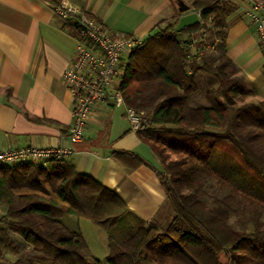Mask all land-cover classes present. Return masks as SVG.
<instances>
[{
	"label": "trees",
	"instance_id": "trees-1",
	"mask_svg": "<svg viewBox=\"0 0 264 264\" xmlns=\"http://www.w3.org/2000/svg\"><path fill=\"white\" fill-rule=\"evenodd\" d=\"M190 5L198 22L176 30L174 5L175 21L120 63L118 89L141 113L140 136L162 163L166 201L158 220L148 224L112 189L72 165H0V264H264V100L238 96L233 84L239 69L224 51L233 1ZM208 23L220 39L218 62L191 63L188 45ZM200 76L219 86L193 105ZM114 157L128 163V171L143 163L134 153ZM63 216L100 226L107 256H94Z\"/></svg>",
	"mask_w": 264,
	"mask_h": 264
},
{
	"label": "crops",
	"instance_id": "crops-1",
	"mask_svg": "<svg viewBox=\"0 0 264 264\" xmlns=\"http://www.w3.org/2000/svg\"><path fill=\"white\" fill-rule=\"evenodd\" d=\"M232 1L235 9L227 18L224 51L239 69L233 84L239 89L238 96L243 92L249 101H262L264 52L247 12L253 2L263 0ZM63 2L94 18L112 34L140 40L176 17L172 0H0V152L25 146L67 148L68 155L43 165L74 166L78 173L112 189L133 214L154 224L166 201L158 176L162 163L139 130L133 129L124 105H116L110 98L100 102L87 122L84 139L77 143L68 139L72 99L63 75L80 41L56 11ZM183 3L190 4L178 0L177 5ZM187 38L183 36V40ZM193 38L188 45L189 61L217 63L220 39L213 24L208 23L203 35ZM119 85L120 79L114 78L109 95ZM218 86L214 79L211 88ZM221 98L225 100L224 91ZM114 152L134 153L143 163L128 171L129 164L117 161ZM4 214L0 205V218Z\"/></svg>",
	"mask_w": 264,
	"mask_h": 264
},
{
	"label": "built area",
	"instance_id": "built-area-1",
	"mask_svg": "<svg viewBox=\"0 0 264 264\" xmlns=\"http://www.w3.org/2000/svg\"><path fill=\"white\" fill-rule=\"evenodd\" d=\"M56 11L64 18L67 29L76 33L80 44L66 69L63 79L72 99V124L68 139L72 143L81 142L85 136L87 122L93 109L100 102L109 100L116 105H124L133 129L141 124V113L127 106L119 89L109 95V87L121 74L120 62L123 54L131 53L140 43L125 34H112L89 15L63 2ZM255 27L256 36L264 52V4L253 2L247 12ZM71 151L67 148H40L25 146L8 148L0 152V165L29 162L43 164L52 158L60 159Z\"/></svg>",
	"mask_w": 264,
	"mask_h": 264
},
{
	"label": "rangeland",
	"instance_id": "rangeland-1",
	"mask_svg": "<svg viewBox=\"0 0 264 264\" xmlns=\"http://www.w3.org/2000/svg\"><path fill=\"white\" fill-rule=\"evenodd\" d=\"M186 1L190 2V0ZM172 2L178 7V0H172ZM213 81L214 78H211L210 76H202L200 78L198 92L190 97L191 104L198 105L206 101V91L212 87ZM157 166L161 167L160 164ZM61 220L64 221L70 230L81 232L86 244L94 256L100 259H104L107 256V241L103 229L100 226L86 218L79 219L74 216H63ZM231 221L235 227L239 228L240 225L236 221V216H234Z\"/></svg>",
	"mask_w": 264,
	"mask_h": 264
},
{
	"label": "water",
	"instance_id": "water-1",
	"mask_svg": "<svg viewBox=\"0 0 264 264\" xmlns=\"http://www.w3.org/2000/svg\"><path fill=\"white\" fill-rule=\"evenodd\" d=\"M178 10L181 13V16L178 19V22L175 26L176 30H181L186 27L192 26L194 23L199 21L200 15L198 12L191 11L190 4H181L178 6Z\"/></svg>",
	"mask_w": 264,
	"mask_h": 264
}]
</instances>
